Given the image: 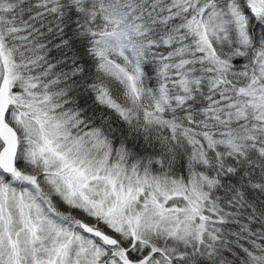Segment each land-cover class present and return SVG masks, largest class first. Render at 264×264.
<instances>
[{"label":"snow or ice","instance_id":"1","mask_svg":"<svg viewBox=\"0 0 264 264\" xmlns=\"http://www.w3.org/2000/svg\"><path fill=\"white\" fill-rule=\"evenodd\" d=\"M0 264H264V0H0Z\"/></svg>","mask_w":264,"mask_h":264}]
</instances>
